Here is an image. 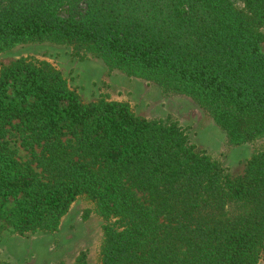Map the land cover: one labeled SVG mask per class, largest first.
I'll use <instances>...</instances> for the list:
<instances>
[{
  "label": "trees",
  "instance_id": "trees-1",
  "mask_svg": "<svg viewBox=\"0 0 264 264\" xmlns=\"http://www.w3.org/2000/svg\"><path fill=\"white\" fill-rule=\"evenodd\" d=\"M241 3L0 0V55L70 49L191 99L231 144H250L264 138V0ZM80 196L104 221L99 264H258L264 252V152L232 178L176 121L83 103L46 61L1 66L0 230L55 232Z\"/></svg>",
  "mask_w": 264,
  "mask_h": 264
},
{
  "label": "rangeland",
  "instance_id": "rangeland-1",
  "mask_svg": "<svg viewBox=\"0 0 264 264\" xmlns=\"http://www.w3.org/2000/svg\"><path fill=\"white\" fill-rule=\"evenodd\" d=\"M231 1L242 7L241 0ZM20 58L50 63L83 103L102 97L128 104L139 117L176 121L197 151L206 153L232 178L243 173L251 157L264 152V138L250 144H231L226 134L191 99L164 95L153 83L110 71L100 62L77 56L70 49L50 44L20 46L0 55V67ZM19 156L23 160L28 158L21 149ZM103 224L95 204L80 196L55 232L20 236L10 227L1 229L0 260L11 264H74L83 252L88 264H99ZM258 264H264V252Z\"/></svg>",
  "mask_w": 264,
  "mask_h": 264
}]
</instances>
